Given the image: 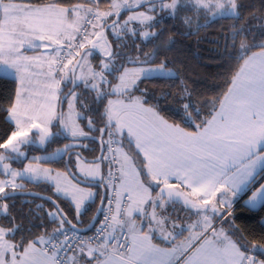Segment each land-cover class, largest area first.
I'll use <instances>...</instances> for the list:
<instances>
[{
    "label": "snow or ice",
    "instance_id": "snow-or-ice-1",
    "mask_svg": "<svg viewBox=\"0 0 264 264\" xmlns=\"http://www.w3.org/2000/svg\"><path fill=\"white\" fill-rule=\"evenodd\" d=\"M164 13L197 32L229 21L220 55L235 62L221 95L198 98L181 81L171 121L150 101L173 94L141 87L180 79L175 41L156 30ZM0 80L15 85L0 139V264H264V228L236 223L239 207L264 209V0H0Z\"/></svg>",
    "mask_w": 264,
    "mask_h": 264
},
{
    "label": "trees",
    "instance_id": "trees-1",
    "mask_svg": "<svg viewBox=\"0 0 264 264\" xmlns=\"http://www.w3.org/2000/svg\"><path fill=\"white\" fill-rule=\"evenodd\" d=\"M18 1L28 2V0ZM31 2L47 3L50 2V0H31ZM58 2H60V0H58ZM247 2L249 4H254L257 7L260 5V0H247ZM191 13L192 12H186L184 14L192 16ZM164 17L162 23L157 28L158 31L160 29H166L161 40L166 41L168 37H172L175 41L174 46L168 51V58L173 61L168 67L176 69L179 72L180 79L146 80L141 87H146L149 92L157 98L162 94L167 95L168 92L173 94L172 96H167L166 102H158L157 100L150 101L151 104L158 105L157 110L160 114L171 121L174 117L169 109L171 105L176 103L174 97L180 90L181 81L186 83L189 89H194L195 95H197L198 98L221 95L227 90V81L231 73L235 71L233 66L235 62L231 61L226 63L225 59L220 55L223 51L222 37L220 36V33L225 30L221 27V24H228L229 21L225 20L211 24L208 27L200 28L197 32L195 23H193L191 29H189L178 18H168L166 13H164ZM199 20L203 23L204 17L201 15ZM254 23L256 22L254 21ZM189 32H191V34H188ZM217 40H221V44H217L215 42ZM137 43H139V41H137ZM151 47L152 45H148L149 49ZM96 62L97 61L93 59L94 65ZM14 88L15 85L10 80H0V139H2L12 127L11 124L7 123L5 120L6 114L3 111V107L7 106L9 103ZM65 91H67V89ZM66 108L67 106L65 105L64 110H66ZM81 123L84 124L83 121H81ZM67 141L68 140L58 141L49 148V151H52L56 147H61L62 144ZM85 142L89 143L90 146H94L91 145V142L89 141ZM36 152L42 153L37 150ZM84 154L91 158L93 155H98L99 152H84ZM49 165L63 170V164ZM26 185L30 191L41 193L42 195H51L49 186L46 184H33L26 181ZM53 198L56 199V197ZM36 202L44 203L40 200H37ZM98 203L99 202L97 201L96 204L92 206V210L89 211L86 216L81 217L83 223L79 224V226L87 227L91 224V218L95 215V207ZM61 206L65 207L66 211L68 210L66 202H62ZM46 207L51 208V205L46 204ZM237 213L239 218L236 223L246 235L251 232H259L264 228V225L261 224V220L264 219V209L252 211L241 206L237 209ZM69 215L71 217V213H69ZM73 222L75 223V221Z\"/></svg>",
    "mask_w": 264,
    "mask_h": 264
},
{
    "label": "rangeland",
    "instance_id": "rangeland-1",
    "mask_svg": "<svg viewBox=\"0 0 264 264\" xmlns=\"http://www.w3.org/2000/svg\"><path fill=\"white\" fill-rule=\"evenodd\" d=\"M163 16H164V14H162ZM191 15H194L193 13H191ZM157 31H158V28L156 29ZM92 63H93V60H92ZM93 65H94V63H93ZM129 67H134V65H128ZM170 68H172V67H170ZM174 69V68H173ZM174 70H176V69H174ZM177 71V70H176ZM41 83H43V81H42V79H41ZM66 90V89H65ZM67 111V108H66V110H65V112ZM81 125L83 126V124L81 123ZM87 130V129H86ZM70 141H67L66 143H69ZM87 143V142H86ZM43 153H37L36 152V150L35 149H33V150H31L30 152H29V155L31 156V155H42ZM8 163H12V167H14V168H20L22 165L20 164V163H16V162H11V161H8ZM45 167H53V166H51V165H49V164H45L44 165ZM62 170V169H61ZM25 184H26V181H25ZM156 242H158V240H155Z\"/></svg>",
    "mask_w": 264,
    "mask_h": 264
},
{
    "label": "crops",
    "instance_id": "crops-1",
    "mask_svg": "<svg viewBox=\"0 0 264 264\" xmlns=\"http://www.w3.org/2000/svg\"><path fill=\"white\" fill-rule=\"evenodd\" d=\"M18 2H25V1H18ZM256 51V50H254ZM37 53L33 52V51H28L26 52V55L32 56V55H36ZM128 150V149H126ZM185 235H187V233H185ZM158 238H154L153 242L154 243H160V241L156 242L155 240H157ZM159 240V239H158ZM161 246H166V245H161Z\"/></svg>",
    "mask_w": 264,
    "mask_h": 264
},
{
    "label": "water",
    "instance_id": "water-1",
    "mask_svg": "<svg viewBox=\"0 0 264 264\" xmlns=\"http://www.w3.org/2000/svg\"><path fill=\"white\" fill-rule=\"evenodd\" d=\"M65 106V105H64ZM65 111V110H64ZM85 155V154H84ZM86 156V155H85ZM90 158V157H89ZM74 223V222H73ZM94 222L93 221H91V224L89 225V226H87V227H82V226H79V225H77V227H79V228H83V229H87V231H89V230H91L93 227H94ZM86 231V232H87ZM85 232V233H86Z\"/></svg>",
    "mask_w": 264,
    "mask_h": 264
},
{
    "label": "built area",
    "instance_id": "built-area-1",
    "mask_svg": "<svg viewBox=\"0 0 264 264\" xmlns=\"http://www.w3.org/2000/svg\"><path fill=\"white\" fill-rule=\"evenodd\" d=\"M96 227H98V225L95 224V226H94L89 232H87V233H83V234H84V235L91 236V235L94 233Z\"/></svg>",
    "mask_w": 264,
    "mask_h": 264
}]
</instances>
